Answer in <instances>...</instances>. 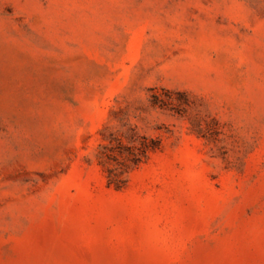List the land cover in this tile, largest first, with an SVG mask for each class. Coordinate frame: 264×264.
<instances>
[{
    "label": "rangeland",
    "instance_id": "1",
    "mask_svg": "<svg viewBox=\"0 0 264 264\" xmlns=\"http://www.w3.org/2000/svg\"><path fill=\"white\" fill-rule=\"evenodd\" d=\"M0 264H264V0H0Z\"/></svg>",
    "mask_w": 264,
    "mask_h": 264
},
{
    "label": "trees",
    "instance_id": "2",
    "mask_svg": "<svg viewBox=\"0 0 264 264\" xmlns=\"http://www.w3.org/2000/svg\"><path fill=\"white\" fill-rule=\"evenodd\" d=\"M154 97H155V99H157V96L156 95H154ZM150 147H146V146H143V147H141L140 148V153L139 154H134V153H132L133 154V160H134V162L137 164V163H139L140 162V160H141V157H139V155H142V156H144V154L147 152V150L149 149ZM155 147L153 146L152 147V149H154ZM116 178V179H115ZM117 178H118V175H114V176H112L111 175V182L110 183H112V182H114L115 180H117ZM120 186H117V188H119Z\"/></svg>",
    "mask_w": 264,
    "mask_h": 264
}]
</instances>
